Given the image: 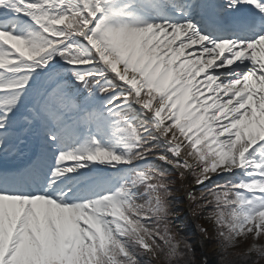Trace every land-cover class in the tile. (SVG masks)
<instances>
[{"label": "snow or ice", "instance_id": "1", "mask_svg": "<svg viewBox=\"0 0 264 264\" xmlns=\"http://www.w3.org/2000/svg\"><path fill=\"white\" fill-rule=\"evenodd\" d=\"M0 264H264V0H0Z\"/></svg>", "mask_w": 264, "mask_h": 264}, {"label": "trees", "instance_id": "2", "mask_svg": "<svg viewBox=\"0 0 264 264\" xmlns=\"http://www.w3.org/2000/svg\"><path fill=\"white\" fill-rule=\"evenodd\" d=\"M182 207H186V205H183ZM197 223H199V222L195 221V220H191V238L199 240V239H203V238L196 231V224ZM215 247L216 246H215L214 240L209 241V242H207V249H205L203 251H206V253L209 255V257L212 258L214 256ZM199 251H201V250L198 248V253H199Z\"/></svg>", "mask_w": 264, "mask_h": 264}]
</instances>
